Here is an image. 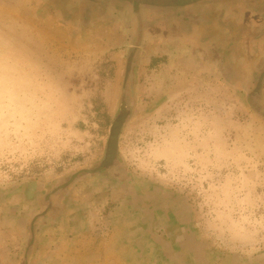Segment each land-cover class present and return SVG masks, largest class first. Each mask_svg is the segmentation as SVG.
Instances as JSON below:
<instances>
[{
  "label": "rangeland",
  "instance_id": "rangeland-1",
  "mask_svg": "<svg viewBox=\"0 0 264 264\" xmlns=\"http://www.w3.org/2000/svg\"><path fill=\"white\" fill-rule=\"evenodd\" d=\"M24 8L0 0V190L51 184L102 160L129 61L125 38L109 28L73 34ZM149 60L118 158L190 198L212 264H264V117L218 77ZM100 233V262L113 264L112 234Z\"/></svg>",
  "mask_w": 264,
  "mask_h": 264
},
{
  "label": "flooded vegetation",
  "instance_id": "flooded-vegetation-1",
  "mask_svg": "<svg viewBox=\"0 0 264 264\" xmlns=\"http://www.w3.org/2000/svg\"><path fill=\"white\" fill-rule=\"evenodd\" d=\"M18 1L32 8L37 21L53 23L59 30L74 34L109 28L125 38L129 61L119 113L127 114V119L136 104L137 75L144 55L149 64L174 70L183 64L195 75L207 72L218 77L242 93L254 112L264 117V52L255 59L245 52L249 42L264 41V0H216L223 4L218 13L211 9L212 1L196 0L201 12L193 18L202 19V25L170 22L172 17L179 19L178 7L193 6L195 0ZM247 23H253L258 33L246 34ZM104 162L105 157L51 184L25 181L0 190L1 229L11 230L8 240L23 264H29L33 249L41 244V233L75 208L71 202L76 197L88 195L85 201L104 204L100 211L116 218L125 233L133 230L143 235L133 245L137 248L144 242V252L139 254L148 257L145 264H212L194 228L191 200L189 204L178 197L183 194L135 175L118 157L108 165ZM77 215L85 214L80 210ZM3 260L1 256L0 264H6Z\"/></svg>",
  "mask_w": 264,
  "mask_h": 264
},
{
  "label": "crops",
  "instance_id": "crops-1",
  "mask_svg": "<svg viewBox=\"0 0 264 264\" xmlns=\"http://www.w3.org/2000/svg\"><path fill=\"white\" fill-rule=\"evenodd\" d=\"M16 1L22 4L21 1ZM206 1H212V3H214V5H211L214 6L211 8L213 12L216 10L215 13H218L221 10V6L223 4L215 3L216 0H205V2ZM197 6L198 1L195 0V5L193 6L178 7V11H176V13L178 14L177 17H179V19L172 17L170 22L199 23V25L204 23L202 19L198 21L197 19L193 18L194 16L200 17L199 13L201 11ZM23 10L29 11L30 13L31 11L33 12L31 7H26ZM174 15L176 14L174 13ZM188 15L191 16L192 19L187 20L186 16ZM37 22L41 23L39 21ZM252 24L253 23H247V26H245L246 34L248 35L258 33L257 30L259 29L254 27ZM221 25L223 26L222 23ZM198 36L200 35H197V37ZM251 42H249L247 49L245 50V52L248 54V58L255 59V57H262V53L264 52V41L258 44H253ZM191 61L194 62V58H192ZM201 75L207 76L208 73H202ZM89 196L90 195H88L85 199H83L81 196L76 197V199L71 202V204H75V208L71 210L64 219L45 229L44 233H41V244L33 249L29 259V264H101L100 261L102 260V253L105 254L107 249L104 247L102 251H99L101 250L99 245L102 242L97 243L96 241L99 240L97 239L99 238L97 234L100 235V231L105 234H112V236L113 232L115 234L114 240L112 239V236L109 240V243L112 241V248L109 250L111 253V263L117 264L116 259L118 252L122 253L123 251H127V253H125L127 262L126 264H145V256H141L139 254L141 253L140 250L143 251L142 248L145 246V244L143 241L138 244V240H140L143 235L140 236L137 233L134 234L133 230L129 233H125L123 229L117 225L116 218H112L111 215L109 217L105 213L101 212V209L104 208V204L101 206L85 201L89 199ZM178 197L186 198L189 204H191L190 198L187 195H178ZM86 202H88V204H86ZM80 210H82V213L85 214L84 216L77 215ZM97 211L99 212L98 215L96 214ZM102 221L104 222V226L108 227L109 233L104 232V228L98 226L99 224L102 225ZM1 227L2 226L0 225V257L2 256L5 258L3 261L6 264H23L20 256H18V250L13 248L10 245V241L8 240L11 230H4V228L2 230ZM97 228H100L98 232L96 231ZM120 231L121 233L119 241L117 238ZM95 235L97 238H95ZM135 241H138L136 243L138 244L137 248L133 245Z\"/></svg>",
  "mask_w": 264,
  "mask_h": 264
},
{
  "label": "water",
  "instance_id": "water-1",
  "mask_svg": "<svg viewBox=\"0 0 264 264\" xmlns=\"http://www.w3.org/2000/svg\"><path fill=\"white\" fill-rule=\"evenodd\" d=\"M126 120H127V114H120L114 119L113 123L110 125L107 145H106L105 162H104L106 165L116 160V158L119 155L121 135Z\"/></svg>",
  "mask_w": 264,
  "mask_h": 264
}]
</instances>
